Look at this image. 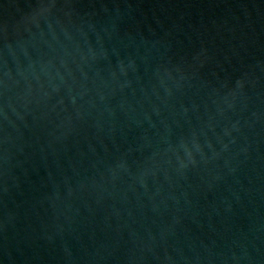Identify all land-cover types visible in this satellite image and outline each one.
<instances>
[{
	"label": "water",
	"instance_id": "water-1",
	"mask_svg": "<svg viewBox=\"0 0 264 264\" xmlns=\"http://www.w3.org/2000/svg\"><path fill=\"white\" fill-rule=\"evenodd\" d=\"M0 264H264V0H0Z\"/></svg>",
	"mask_w": 264,
	"mask_h": 264
}]
</instances>
